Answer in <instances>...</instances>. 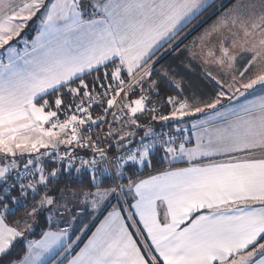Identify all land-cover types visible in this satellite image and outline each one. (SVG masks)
Masks as SVG:
<instances>
[{"label": "snow or ice", "instance_id": "snow-or-ice-1", "mask_svg": "<svg viewBox=\"0 0 264 264\" xmlns=\"http://www.w3.org/2000/svg\"><path fill=\"white\" fill-rule=\"evenodd\" d=\"M214 3L0 0V264H264V0H235L194 39L224 70L209 90L156 67ZM77 200L117 203L82 247L75 216L28 239Z\"/></svg>", "mask_w": 264, "mask_h": 264}, {"label": "trees", "instance_id": "trees-1", "mask_svg": "<svg viewBox=\"0 0 264 264\" xmlns=\"http://www.w3.org/2000/svg\"><path fill=\"white\" fill-rule=\"evenodd\" d=\"M227 1V2H226ZM226 2V3H225ZM233 2H235V0H215V3L213 4L212 8H210L207 12H205L201 17H199L197 20L193 21L192 24H190L188 26L187 29H185L184 33H186V31H188L190 28H192L195 24L197 25L199 22L203 21L195 31H193L188 37L187 39L191 38L192 36L198 34L202 29H204L206 26H208L214 19L215 17L218 15V12H215L211 15L212 11L218 7L220 4L225 3L223 5V7L221 8L226 9L227 7H229ZM211 15V16H210ZM182 33L181 36L184 34ZM186 41V40H185ZM183 41V43L185 42ZM182 54H178L175 55V59L173 58L172 55L169 56H165L159 64H157V69H159L161 66H165L168 68V70L171 73H175L176 79L180 80L182 79L184 81V86L185 89L186 87H188L191 79H196L197 82H200V78H198V76H200L199 72L197 70V66H195L191 61L189 56L184 53L181 52ZM186 67H189L193 70L194 74H191L190 71L186 70ZM196 74V75H195ZM204 87V86H203ZM193 88V87H192ZM197 89H200L199 87H197ZM173 89L165 82H161V95H165V94H169L172 93ZM48 170H51V165H47ZM157 167L159 168L160 165H157ZM147 174V170H145V175ZM69 181L65 178V177H61L60 178V184L59 187H62L64 184L68 183ZM87 184V181L85 180V186ZM59 187H57L56 189V194L58 195L59 193ZM18 193H16L15 191L13 192V195H17ZM38 199V197H37ZM109 211L108 207L105 208L103 210V212L99 215V217L97 218V220L91 225V227H89V229L86 231V233L83 235L81 241H80V246L83 244V242L86 240V238L90 235V233L92 232L93 228L95 227V224L97 223V221H99L107 212ZM24 213V209L23 208H19L17 209L16 213L14 216H8L7 217V222L12 225L14 223V221L16 219H18L19 217H21ZM43 217V216H42ZM44 219V218H43ZM46 228V220H39V224L38 226H36L33 230V232L28 236V238L31 237H38L41 235L42 231ZM78 249V248H77ZM76 249V250H77ZM26 250V245H25V240H20L18 241L15 249L13 250L12 254H11V258H18L20 256L23 255V253Z\"/></svg>", "mask_w": 264, "mask_h": 264}, {"label": "rangeland", "instance_id": "rangeland-1", "mask_svg": "<svg viewBox=\"0 0 264 264\" xmlns=\"http://www.w3.org/2000/svg\"><path fill=\"white\" fill-rule=\"evenodd\" d=\"M227 2V1H226ZM225 2V3H226ZM225 3H222L220 4L218 7H216L211 14L217 12V11H220L222 12V7H220L221 5H224ZM235 2H233L229 7H231ZM227 7V8H229ZM226 8V9H227ZM220 12V13H221ZM218 12V14H220ZM220 16V15H219ZM218 17V15L215 17V19ZM214 19V20H215ZM203 21L199 22L196 26H199ZM213 22V21H212ZM211 22V23H212ZM210 23V24H211ZM194 25V26H195ZM37 27V23L36 24H31L29 25L27 28H26V31H31L33 28H36ZM193 28V27H192ZM190 28L188 31H186V33H184L182 36H185L186 35V39H184V41L186 42L185 46H184V50H187L189 55H190V52L188 49H191L192 51H195L196 53L200 52L201 53V50H195V47H193V42L194 39L196 37H198L202 32L192 36V38L190 39H187V37L189 36V31L192 29ZM189 40V41H188ZM215 41V40H214ZM192 42V43H191ZM191 43V44H190ZM199 44V42L197 41V45ZM191 56V55H190ZM192 57V56H191ZM201 75V74H200ZM198 78H200L198 76ZM197 79V78H196ZM196 79H191L189 80L190 83H189V87L190 88L189 90L192 91H196L197 90V87H199L200 89L203 87V86H206L205 85V81H201L200 82H197ZM194 88V89H191V88ZM204 90V89H203ZM124 183H127V181L125 180ZM116 200H112L110 204H108V209L109 211H111L112 209V205L116 204ZM69 206L71 207V213H67L65 212L64 216L61 217L58 213L52 217V219L49 221L48 220V215L49 213L48 212H42L40 213L37 217H36V223L34 225V228L36 226H38L39 224V220H46V228L44 230H47L49 228H51V230L55 231V230H58L62 227H66L67 226V223L71 220V217L72 216H75L76 219L75 221H72V228H71V233H72V238L75 239L76 235H81V237H83V235L85 234H81L80 233V229L83 228L85 225H88V229H89V226L90 224L93 222V220H97V218L99 217V215L101 213L97 212V213H93V210L91 209L90 205H86V204H83V203H80L78 200L77 201H71ZM97 216L96 219H93V216ZM43 216V217H42ZM44 218V219H43ZM87 229V230H88ZM40 236L38 237H31V238H28V239H39ZM25 245H26V241H25Z\"/></svg>", "mask_w": 264, "mask_h": 264}, {"label": "crops", "instance_id": "crops-1", "mask_svg": "<svg viewBox=\"0 0 264 264\" xmlns=\"http://www.w3.org/2000/svg\"><path fill=\"white\" fill-rule=\"evenodd\" d=\"M226 9H223L222 10V12H221V10L220 11H217V12H221V13H223L224 11H225ZM221 13L220 14H218V16L219 15H221ZM212 15V14H211ZM210 15V16H211ZM216 20V19H215ZM214 21V20H213ZM36 24L37 23V25H38V20L37 19H33L32 21H30L29 23H28V26L29 25H31V24ZM213 23V22H212ZM211 23V24H212ZM211 24H209L208 26H206L204 29H202L200 32H202V31H204L206 28H208ZM27 26V27H28ZM26 27V28H27ZM197 27L198 26H193V28L189 31V33L191 34L193 31H195L196 29H197ZM35 29L36 28H33L31 31H26V29L24 30V31H22V33H21V36H27L28 37V39H31L34 35H35ZM199 32V33H200ZM189 34V35H190ZM192 38V37H191ZM190 38V39H191ZM184 41V40H183ZM189 41V40H188ZM193 42V41H192ZM191 42V43H192ZM190 43V44H191ZM213 43H215V41H213ZM185 44H186V42H184V43H181L180 45H179V47H180V49H181V52H184V53H186L188 56H189V58H190V61L195 65V66H197V70L198 71H200L199 72V74H201L199 77H200V79L202 80V81H205V85L206 86H204V87H202L201 89H197L196 91H194V90H192V91H190L189 89L190 88H188L189 87V85H188V87H186V94H188V95H190V94H192L193 92H196L197 94H199L200 92H202V91H207V90H209L210 88H211V85L209 84V81H208V79H206V74L207 73H212L213 75H217V76H220V75H222L223 74V69L222 68H220L218 65H216V64H214V63H208V64H205L204 63V60L201 58V56H200V52H198L197 54V56L196 57H191L190 55H189V53H188V51L187 50H184L185 48H184V46H185ZM195 50L197 51V50H201L200 48H199V46H196L195 47ZM217 54H218V52H217ZM237 55L239 56V55H241L240 53H239V50H237ZM244 62H246L245 60H239L238 61V66H242V64L244 63ZM186 70H188V71H190V73L191 74H194L193 73V70L191 69V68H189V67H186ZM196 75V74H195ZM191 89H194V88H191ZM204 89V90H203ZM160 124L159 123H156L155 124V128H156V130L157 131H159L160 130ZM165 130H167V129H165ZM143 133L141 132L140 133V135H142ZM129 202L131 203L132 202V200H131V198H129ZM109 212V211H108ZM108 212L104 215V216H106L107 214H108ZM125 215H126V213H125ZM104 216L99 220V221H97V223L95 224V227L93 228V230H92V232L93 231H95V229H96V227L100 224V222L104 219ZM96 220H93V222L90 224V226L89 227H91V225L95 222ZM62 228H64V227H62ZM92 232L90 233V235L89 236H91V234H92ZM88 236V237H89ZM88 237L86 238V240L83 242V244L87 241V239H88ZM82 239V238H81ZM83 244L80 246V247H82L83 246ZM79 249H77V251H78ZM65 264H66V262H65Z\"/></svg>", "mask_w": 264, "mask_h": 264}, {"label": "built area", "instance_id": "built-area-1", "mask_svg": "<svg viewBox=\"0 0 264 264\" xmlns=\"http://www.w3.org/2000/svg\"><path fill=\"white\" fill-rule=\"evenodd\" d=\"M167 131V130H166ZM47 165H51L50 163L49 164H47ZM52 166V165H51Z\"/></svg>", "mask_w": 264, "mask_h": 264}]
</instances>
